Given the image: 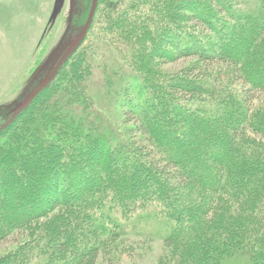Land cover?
I'll return each mask as SVG.
<instances>
[{"label": "trees", "instance_id": "obj_1", "mask_svg": "<svg viewBox=\"0 0 264 264\" xmlns=\"http://www.w3.org/2000/svg\"><path fill=\"white\" fill-rule=\"evenodd\" d=\"M94 22L0 131V264H126L139 218L153 264H264V0H99Z\"/></svg>", "mask_w": 264, "mask_h": 264}, {"label": "rangeland", "instance_id": "obj_2", "mask_svg": "<svg viewBox=\"0 0 264 264\" xmlns=\"http://www.w3.org/2000/svg\"><path fill=\"white\" fill-rule=\"evenodd\" d=\"M90 2L91 0H0V121L6 120L10 109L24 99L49 72L62 49L83 25L80 24L81 19L83 13L88 12ZM233 5L237 8L236 4ZM147 8L146 5L144 9ZM95 13L96 9L94 16ZM95 23L91 26V22L89 34L87 31L73 53L94 38ZM188 60L179 59L167 63L162 66L161 71L166 77L173 75ZM213 72L214 77H226L222 66L214 67ZM137 74L144 75L141 72ZM149 75L147 74L148 77ZM95 83L97 84L96 80ZM95 88L94 85L93 89ZM115 118L120 122V113H116ZM126 231L128 242L152 244L150 250H144V246L138 248L143 252L138 259L132 258L134 264H153L162 244L161 236H157L155 231H161V228H157L152 221L139 218L138 221H128ZM20 240L17 234L0 240V256ZM136 248L133 245V249ZM132 259L125 256V263L133 264Z\"/></svg>", "mask_w": 264, "mask_h": 264}, {"label": "water", "instance_id": "obj_3", "mask_svg": "<svg viewBox=\"0 0 264 264\" xmlns=\"http://www.w3.org/2000/svg\"><path fill=\"white\" fill-rule=\"evenodd\" d=\"M98 0H91L87 17L74 37L66 44L62 49L59 56L55 60L54 64L50 68L49 72L41 79V81L22 99L16 106L12 107L9 111L8 119L0 125V131L9 125L24 109H26L33 99L54 79L61 66L67 60V58L78 47L81 41L84 39L88 28L92 22L94 12L97 6Z\"/></svg>", "mask_w": 264, "mask_h": 264}]
</instances>
